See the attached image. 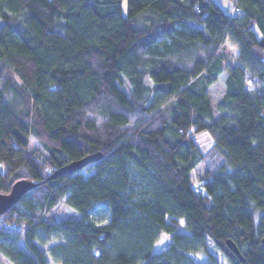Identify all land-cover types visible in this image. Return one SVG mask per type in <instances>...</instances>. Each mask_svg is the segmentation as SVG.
<instances>
[{"label": "trees", "instance_id": "trees-1", "mask_svg": "<svg viewBox=\"0 0 264 264\" xmlns=\"http://www.w3.org/2000/svg\"><path fill=\"white\" fill-rule=\"evenodd\" d=\"M234 4L0 0V259L264 264V0Z\"/></svg>", "mask_w": 264, "mask_h": 264}, {"label": "rangeland", "instance_id": "rangeland-1", "mask_svg": "<svg viewBox=\"0 0 264 264\" xmlns=\"http://www.w3.org/2000/svg\"><path fill=\"white\" fill-rule=\"evenodd\" d=\"M217 1L227 11H229V9L233 10V8L235 7V4H234L235 0H217ZM194 135H195L196 142L201 146L202 150L203 151H210V149L212 148V146L214 144V141H213L211 135L208 133V131L203 130V131L195 133ZM204 172H205V164H204V162H201L196 166V168L192 172V180H193L194 185L201 183V177L204 175ZM57 212H58V214H62V215H70V216H74V217H80V212H78L75 209L70 208L66 204H60ZM260 214H261V212H259V211L256 213V216H255L256 222L258 221ZM181 223L183 224L182 219H181ZM182 226L183 225H181L180 230H184V228ZM170 241H171V235L167 234V233H163L161 238L159 239V241L157 242V244L155 246V251H160V250L164 249L165 247L168 246ZM190 257L197 262H201L205 259L206 256L202 253H191ZM219 257L221 260V264H228L226 259L224 258V256L222 254L219 253ZM0 261L2 264H7L6 261H4L3 259H0ZM50 263L51 264H59V263L53 262L52 260L50 261Z\"/></svg>", "mask_w": 264, "mask_h": 264}, {"label": "water", "instance_id": "water-1", "mask_svg": "<svg viewBox=\"0 0 264 264\" xmlns=\"http://www.w3.org/2000/svg\"><path fill=\"white\" fill-rule=\"evenodd\" d=\"M99 157V154H95V155H89L86 156L80 160H75L73 162H70L68 164H66L65 166L61 167L60 169H58L54 176H58V175H68V174H72L80 169H82L86 164H88L89 162L96 160ZM1 196V195H0ZM10 199L9 198H2L0 197V208L2 207L3 209L7 207V204L9 203ZM262 242L264 243V237L262 238ZM227 243L229 245V247L231 248V250H233V252L242 260L244 261L245 258L243 257V254L241 253L240 249L238 248L237 244L231 240L228 239Z\"/></svg>", "mask_w": 264, "mask_h": 264}, {"label": "built area", "instance_id": "built-area-1", "mask_svg": "<svg viewBox=\"0 0 264 264\" xmlns=\"http://www.w3.org/2000/svg\"><path fill=\"white\" fill-rule=\"evenodd\" d=\"M236 10H239L237 5H235V7L233 8L232 12H235Z\"/></svg>", "mask_w": 264, "mask_h": 264}, {"label": "crops", "instance_id": "crops-1", "mask_svg": "<svg viewBox=\"0 0 264 264\" xmlns=\"http://www.w3.org/2000/svg\"><path fill=\"white\" fill-rule=\"evenodd\" d=\"M232 49H233V52H236V50L234 48H232Z\"/></svg>", "mask_w": 264, "mask_h": 264}]
</instances>
